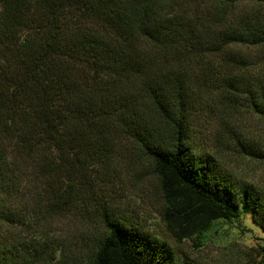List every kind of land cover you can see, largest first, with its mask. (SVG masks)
<instances>
[{
    "label": "trees",
    "instance_id": "1",
    "mask_svg": "<svg viewBox=\"0 0 264 264\" xmlns=\"http://www.w3.org/2000/svg\"><path fill=\"white\" fill-rule=\"evenodd\" d=\"M262 47L264 0H0V264L59 253L19 230L35 167L51 211L100 225L83 264H195L106 195L124 146L151 161L174 243L244 214L264 230V191L190 140L197 78L264 118Z\"/></svg>",
    "mask_w": 264,
    "mask_h": 264
},
{
    "label": "rangeland",
    "instance_id": "2",
    "mask_svg": "<svg viewBox=\"0 0 264 264\" xmlns=\"http://www.w3.org/2000/svg\"><path fill=\"white\" fill-rule=\"evenodd\" d=\"M253 55L261 63L260 73L264 72V47L253 49ZM197 81L193 86L206 105L200 104L203 109L193 116L191 142L198 150L214 153L225 167L264 191V118L246 102L233 105L214 76ZM43 174L38 167L18 173L16 193L24 216L19 230L59 249L58 254L46 249L36 264H83L81 254L92 247L100 225L92 216L51 211ZM107 175L106 195L112 203L195 264H264V230L248 214L241 220L219 223L203 245L196 246L191 240L174 243L160 215L163 197L153 165L137 149L124 146L117 150Z\"/></svg>",
    "mask_w": 264,
    "mask_h": 264
}]
</instances>
